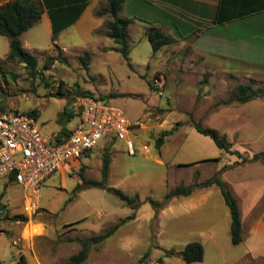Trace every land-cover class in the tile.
<instances>
[{
  "label": "rangeland",
  "instance_id": "rangeland-1",
  "mask_svg": "<svg viewBox=\"0 0 264 264\" xmlns=\"http://www.w3.org/2000/svg\"><path fill=\"white\" fill-rule=\"evenodd\" d=\"M92 21L53 41L44 21L23 36L24 49L36 58L34 77L6 58L9 42L0 36V108L35 111L42 132L58 137L76 125L77 117L67 115L75 98L86 94L123 111L133 124L129 139L135 153L129 155L123 141H100L46 179L33 207L19 186L0 178V264H16L20 255L26 264H69L81 248L78 240L104 234L131 215L100 246L90 248L82 264H185L180 253L192 242L204 250L203 261L194 264H264V258L237 261L244 245L230 242L229 213L219 190L202 188L214 177L226 184L239 207L243 239L256 222H264V164L249 162L264 152V66L201 56L190 50L188 39L154 53L147 27L139 24L129 28L124 59L107 37L111 18L105 16L98 28ZM240 86L259 97L239 103ZM195 123L216 130L231 144L232 154L197 133ZM168 131L173 132L157 149V138ZM106 151L107 186L136 197L135 209L105 189L87 186L72 193L81 184L80 174L100 180ZM178 186L193 188L194 206L181 209L183 197L164 200ZM19 217L26 221L11 220Z\"/></svg>",
  "mask_w": 264,
  "mask_h": 264
},
{
  "label": "crops",
  "instance_id": "crops-1",
  "mask_svg": "<svg viewBox=\"0 0 264 264\" xmlns=\"http://www.w3.org/2000/svg\"><path fill=\"white\" fill-rule=\"evenodd\" d=\"M9 1L13 0H0V5ZM39 1L41 18L35 25L44 21L51 33L52 18L57 22L60 18L77 17L75 22L59 30L58 35L70 28H78L88 20H93L98 28L108 16L97 17L95 14L106 5V0ZM120 16L131 20L128 31L136 24L147 27L146 23H149L175 41L191 40L190 50L201 56L245 66H264V0H124ZM35 25L20 36L21 45L23 36ZM93 29L90 33L97 30ZM193 195L183 197L178 204L181 209L194 206L190 203ZM172 205L169 206L170 213L174 211ZM241 243L244 251L237 261L243 256L253 261L264 258V222H256L248 236L242 237Z\"/></svg>",
  "mask_w": 264,
  "mask_h": 264
},
{
  "label": "trees",
  "instance_id": "trees-1",
  "mask_svg": "<svg viewBox=\"0 0 264 264\" xmlns=\"http://www.w3.org/2000/svg\"><path fill=\"white\" fill-rule=\"evenodd\" d=\"M124 0H106V5L101 7L96 11V16L101 17L108 15L111 18V22L105 25L107 30V37L110 38L115 47L113 51L121 55L124 59H127L128 47L126 44L128 38V27L131 24V20L122 18L120 16L122 4ZM41 18V7L39 0H13L0 5V36L4 37L9 42V54L6 58L15 59L20 64H23L27 70L30 77H34L37 74L36 71V58L30 55L21 45L20 36L30 30ZM77 20L74 18H60L57 22L56 19L52 18L53 29H52V41L54 36L58 35V31L66 28L73 22ZM147 28L145 30V36L152 47L154 53L158 52L162 47L170 46L176 41L170 36L164 34L159 28L146 23ZM56 46V45H55ZM85 64L86 60L83 59ZM250 88L248 86H240L237 89V100L239 103L243 104L247 101L259 97L257 93L252 92L248 94ZM86 94H83L85 96ZM1 112H5L0 108ZM20 113V112H15ZM26 114L34 119H37L35 111H29ZM66 115V113H65ZM71 115H67L69 118ZM195 131L205 137H208L214 146L221 152L226 154L231 153V144L221 136L216 130L209 128H202L198 124L193 125ZM173 131L163 132L156 140L155 147L159 149L164 142V138L171 135ZM68 131L63 130L62 136L67 135ZM249 162H259L264 164V152H259L253 154L249 159ZM110 165L109 154L107 151L103 154L100 170V180L99 181H88L81 174V184H78L73 189L72 193L76 194L83 191L87 186H92L94 188L105 189L108 192L117 196L124 204L135 209L138 206L137 198L130 197L123 193L121 190L111 188L107 186L108 170ZM215 186L218 188L220 196L223 200L225 207L229 213V233L230 242L233 246H237L242 242V232H241V221H240V211L236 199L233 197L226 184L218 177L207 181L202 185V188H209ZM193 193V188H186L183 186L176 187L173 191L168 192L164 196V200H170L173 197H190ZM4 193L0 195V220L2 219V199ZM71 200V199H70ZM151 203L158 209L161 208L160 204L151 201ZM134 215L128 216L122 219L119 224L111 227L104 234L91 236L82 240H78L80 245V250L69 258V264H82L86 258L90 248L100 246L106 239L112 236L118 228L129 220H132ZM11 220L15 221H26L24 217H19L18 219L13 218ZM181 256L185 264L201 263L203 261L204 250L203 246L197 242L188 243L184 246L181 251ZM146 256V254L144 255ZM141 260L139 261V263ZM16 264H26L24 256L20 255Z\"/></svg>",
  "mask_w": 264,
  "mask_h": 264
},
{
  "label": "built area",
  "instance_id": "built-area-1",
  "mask_svg": "<svg viewBox=\"0 0 264 264\" xmlns=\"http://www.w3.org/2000/svg\"><path fill=\"white\" fill-rule=\"evenodd\" d=\"M71 114L78 119L73 129L65 136L48 137L33 117L0 111V178L19 186L31 207L46 179L86 156L100 141H123L127 153H135L129 139L133 124L120 108L80 96L71 104Z\"/></svg>",
  "mask_w": 264,
  "mask_h": 264
},
{
  "label": "bare ground",
  "instance_id": "bare-ground-1",
  "mask_svg": "<svg viewBox=\"0 0 264 264\" xmlns=\"http://www.w3.org/2000/svg\"><path fill=\"white\" fill-rule=\"evenodd\" d=\"M29 236H30V234H29Z\"/></svg>",
  "mask_w": 264,
  "mask_h": 264
}]
</instances>
